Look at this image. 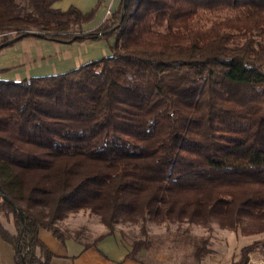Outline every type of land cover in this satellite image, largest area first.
<instances>
[{"label": "trees", "instance_id": "obj_1", "mask_svg": "<svg viewBox=\"0 0 264 264\" xmlns=\"http://www.w3.org/2000/svg\"><path fill=\"white\" fill-rule=\"evenodd\" d=\"M55 1L0 0V49L114 41L63 72L0 77V232L16 264H50L40 230L65 241L58 222L82 209L107 227L85 247L139 223L132 258L152 247L150 220L264 233V0H120L92 28L98 6ZM211 252L195 241L196 261Z\"/></svg>", "mask_w": 264, "mask_h": 264}, {"label": "rangeland", "instance_id": "obj_2", "mask_svg": "<svg viewBox=\"0 0 264 264\" xmlns=\"http://www.w3.org/2000/svg\"><path fill=\"white\" fill-rule=\"evenodd\" d=\"M92 27L93 25L85 26ZM92 42L95 41L62 43L35 36L23 37L12 45L0 49V67H7L0 72V77L20 80L35 75L56 74L77 67L90 60L85 57H88L90 49L88 45ZM75 58L77 61L68 65ZM3 222L10 229H14L12 222L5 218ZM57 225L62 232L69 235L67 239L75 238V232L80 231L82 243L93 241L107 230L99 215L84 209L70 213ZM147 230L148 235L143 238L152 246L148 252V259L158 264H232L240 257L243 246L258 239L264 240V233H246L240 227L237 229L222 227L216 220L208 224L190 223L185 220L182 222L150 220L147 222ZM115 231L121 233L129 244L141 237V226L137 222L120 221L116 224ZM203 236H210L212 252L205 260L198 262L192 252L195 241ZM253 252H260L264 258V245L261 244L260 250Z\"/></svg>", "mask_w": 264, "mask_h": 264}, {"label": "crops", "instance_id": "obj_3", "mask_svg": "<svg viewBox=\"0 0 264 264\" xmlns=\"http://www.w3.org/2000/svg\"><path fill=\"white\" fill-rule=\"evenodd\" d=\"M119 3L120 0H56L54 6L63 10L70 6H75L82 12H87L95 6H98L94 20L87 25L88 27L90 25L94 27L108 18ZM108 9L111 10L109 16H107ZM111 39L109 41L87 40L95 42L89 43L88 47L90 49L87 53L88 57L85 58L94 59L103 55H109L111 53L110 44L114 41V39L112 41ZM102 43H104L105 48H103ZM103 52L105 53L103 54ZM74 61H77V59L71 60L68 65L73 64ZM6 68V66L0 67V72ZM40 238L54 254L50 264H158L148 259V252H142L137 258L128 256L131 246L118 231L107 235L98 241L96 245L89 247H85V243H82V241L76 238L61 241L47 229L40 230ZM261 255L263 256L260 252H252L250 259L259 258ZM251 263L254 264L252 261L249 264ZM0 264H16L14 248L2 238L1 232Z\"/></svg>", "mask_w": 264, "mask_h": 264}, {"label": "built area", "instance_id": "obj_4", "mask_svg": "<svg viewBox=\"0 0 264 264\" xmlns=\"http://www.w3.org/2000/svg\"><path fill=\"white\" fill-rule=\"evenodd\" d=\"M111 14V10L110 9H108L107 10V16H109ZM253 262L254 264H264V258H262V257H259V258H251L250 260H249V263L250 262ZM248 263V264H249Z\"/></svg>", "mask_w": 264, "mask_h": 264}, {"label": "water", "instance_id": "obj_5", "mask_svg": "<svg viewBox=\"0 0 264 264\" xmlns=\"http://www.w3.org/2000/svg\"><path fill=\"white\" fill-rule=\"evenodd\" d=\"M124 5H125V3H124ZM9 42H5V43H3V44H1L0 46H5V45H7Z\"/></svg>", "mask_w": 264, "mask_h": 264}]
</instances>
